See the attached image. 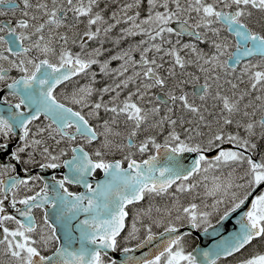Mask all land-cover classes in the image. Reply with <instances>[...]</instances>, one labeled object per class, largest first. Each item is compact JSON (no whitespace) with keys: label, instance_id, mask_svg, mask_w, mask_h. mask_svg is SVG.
<instances>
[{"label":"snow or ice","instance_id":"obj_1","mask_svg":"<svg viewBox=\"0 0 264 264\" xmlns=\"http://www.w3.org/2000/svg\"><path fill=\"white\" fill-rule=\"evenodd\" d=\"M0 264H264V0H0Z\"/></svg>","mask_w":264,"mask_h":264},{"label":"water","instance_id":"obj_2","mask_svg":"<svg viewBox=\"0 0 264 264\" xmlns=\"http://www.w3.org/2000/svg\"><path fill=\"white\" fill-rule=\"evenodd\" d=\"M234 223V221H230L228 226L229 228L231 227V225ZM182 230H186V229H182ZM193 233H195L198 238H199V244L201 247H206L208 244L212 243V240L215 239V237H207L205 236L203 233L196 231V230H192ZM136 255H139V252L136 253Z\"/></svg>","mask_w":264,"mask_h":264},{"label":"flooded vegetation","instance_id":"obj_3","mask_svg":"<svg viewBox=\"0 0 264 264\" xmlns=\"http://www.w3.org/2000/svg\"><path fill=\"white\" fill-rule=\"evenodd\" d=\"M195 240V238H193ZM195 243V242H194ZM196 244V243H195Z\"/></svg>","mask_w":264,"mask_h":264}]
</instances>
